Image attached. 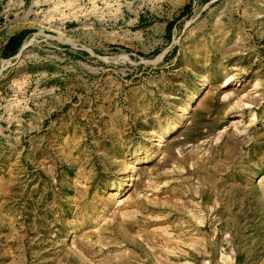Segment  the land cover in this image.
I'll return each instance as SVG.
<instances>
[{"label": "rangeland", "instance_id": "1", "mask_svg": "<svg viewBox=\"0 0 264 264\" xmlns=\"http://www.w3.org/2000/svg\"><path fill=\"white\" fill-rule=\"evenodd\" d=\"M0 264H264V0H0Z\"/></svg>", "mask_w": 264, "mask_h": 264}, {"label": "water", "instance_id": "2", "mask_svg": "<svg viewBox=\"0 0 264 264\" xmlns=\"http://www.w3.org/2000/svg\"><path fill=\"white\" fill-rule=\"evenodd\" d=\"M23 50H24V47L21 48V50H20V52L18 53L17 57H19V56L22 54Z\"/></svg>", "mask_w": 264, "mask_h": 264}, {"label": "bare ground", "instance_id": "3", "mask_svg": "<svg viewBox=\"0 0 264 264\" xmlns=\"http://www.w3.org/2000/svg\"><path fill=\"white\" fill-rule=\"evenodd\" d=\"M188 107V106H187ZM161 139H163V138H161ZM161 139H160V141H161Z\"/></svg>", "mask_w": 264, "mask_h": 264}]
</instances>
